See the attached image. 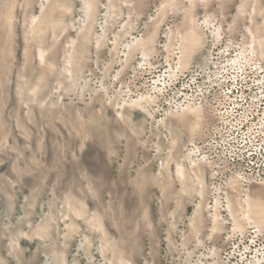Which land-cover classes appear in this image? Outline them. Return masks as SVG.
<instances>
[{
    "label": "rangeland",
    "instance_id": "obj_1",
    "mask_svg": "<svg viewBox=\"0 0 264 264\" xmlns=\"http://www.w3.org/2000/svg\"><path fill=\"white\" fill-rule=\"evenodd\" d=\"M0 264H264V0H0Z\"/></svg>",
    "mask_w": 264,
    "mask_h": 264
}]
</instances>
